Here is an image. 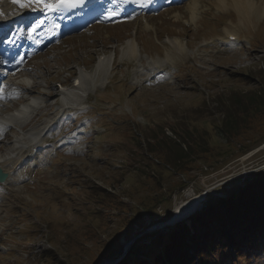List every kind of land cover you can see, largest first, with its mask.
I'll return each mask as SVG.
<instances>
[{
  "label": "rangeland",
  "instance_id": "obj_1",
  "mask_svg": "<svg viewBox=\"0 0 264 264\" xmlns=\"http://www.w3.org/2000/svg\"><path fill=\"white\" fill-rule=\"evenodd\" d=\"M192 1L197 2L196 8L188 14ZM217 2L190 0L131 23L95 26L61 38L32 59L25 69L28 77L19 82L36 83L51 95L59 91L61 105L71 109L51 105L45 112L52 113L25 131L15 125L7 129L13 120H5L19 117L22 109H27V119L33 117L43 103L39 93L29 94L27 105L15 112L8 111L10 102L0 111V129L9 130L12 138L10 143L7 138L0 143L1 158L13 155L14 151L6 153L7 144L14 148L24 142L28 147L37 134L42 137L36 147L40 149L30 148L16 171L8 162L15 183L0 185V264H98L101 260L93 262L100 257L98 250L108 246L112 251L120 249L103 263L118 264L131 251L136 261L152 264L148 245L158 244L156 236L177 224L189 228L190 238L205 242L195 245L181 238L176 253L177 258L182 255L180 264H264V232L257 230L256 218L247 220V228L249 224L251 230L257 228L255 236L243 237L228 248L225 232L217 240L191 226V216L209 202L227 198L264 169V110L245 108L241 124L248 129L239 128L236 141L246 144L238 143L223 155L229 138L219 124L234 107L233 94L241 97L264 88V16L259 17L257 9L250 16L233 14ZM178 14L182 18H176ZM226 33L238 35L230 48L217 41L215 47H202ZM134 38L142 57L132 58L127 43ZM160 66L165 67L151 70ZM148 71L154 78L146 79ZM164 78L168 80L162 82ZM45 80L53 92L43 89ZM56 97L50 100L57 101ZM233 110L236 115L241 107ZM56 121L49 133L64 131L59 140L45 134ZM197 135L199 150L209 149V154L188 162L185 176L160 175L162 169L172 171L162 159L179 144L197 149L192 141ZM250 138L255 139L246 140ZM162 194L168 197L161 198ZM159 198L153 211L133 225L135 215L146 210L140 203ZM189 200L195 201L194 209L170 222L176 215L174 207ZM230 224H224L223 231ZM111 234H118L113 244ZM126 258L135 264L133 258Z\"/></svg>",
  "mask_w": 264,
  "mask_h": 264
},
{
  "label": "trees",
  "instance_id": "obj_2",
  "mask_svg": "<svg viewBox=\"0 0 264 264\" xmlns=\"http://www.w3.org/2000/svg\"><path fill=\"white\" fill-rule=\"evenodd\" d=\"M264 82V81H263ZM258 91L257 94L254 92ZM233 104L234 108L241 107V111L235 115L234 110L230 108L227 112V115L224 116L219 124H220V130L226 134V136L229 138L227 140L226 146L227 150L225 152H222L221 155L226 154L228 151H233L231 147H236L238 143H241L245 140L237 142L236 139L240 136L239 134V128L248 129L247 127L242 126L241 121L244 119L243 117L246 115L247 111L245 108L248 106H255L256 110H264V88L259 90H253L249 94L245 95L246 102L242 103V97L237 94H233ZM249 109V108H248ZM255 111L253 110L252 113ZM256 113V112H255ZM252 115V114H251ZM228 134V135H227ZM264 136V134H262ZM261 135V136H262ZM260 136V137H261ZM255 138L246 139L249 142H252ZM201 138L200 136H196L192 141L195 144L196 150H193L190 146L188 148L183 147L181 144H179V147L176 149H172V152L168 155H166V159H162L164 161H167L170 165V168L172 171L169 170V172H165L163 169L160 170V175H174L175 173L186 175L187 172V164L188 162H191L194 160L195 156H199L201 154H209V149H203L199 150L201 147ZM229 146H228V145ZM244 144H242L243 146ZM153 152V151H151ZM181 181V180H180ZM180 183L178 184V186ZM185 185L184 182H181V188ZM176 186V184H175ZM172 192V191H170ZM161 195V198H166L168 196ZM155 199L153 202L151 200L144 201L140 203V206L146 207V210L148 212H152L156 207V202H159L160 199ZM264 170H261L257 172L254 176H252L250 179H248L242 187H238L237 190L233 193H230L229 196L225 199L219 198L218 201L209 202L206 207L202 208L199 213H197L194 216V220L192 221L191 226L195 229H201L202 235H210L212 237L216 236L217 240L222 239V234L225 232L224 240L226 241L225 248L232 247L233 245H238V242L241 241V239L244 237L246 240L250 237H254V231L257 229L259 232H264ZM134 214V213H133ZM135 215V214H134ZM256 218V221H258L260 224L256 225L257 228H253L251 230V226L249 224L247 228V221L248 219ZM137 220H135L136 222ZM209 222V224H208ZM231 223L224 231L225 228L224 224ZM241 223V225H240ZM255 223V222H254ZM181 225V226H180ZM177 227H175L172 231L167 233H161L159 236L157 235L155 241L158 244H152L148 245L150 250L148 251V254L151 255V258L154 260L156 264H165L163 261V257H165L169 264H180L182 260V255L177 258V252L180 249V245L182 243L181 238L190 239L195 245H204L205 242L202 243V241H199V237H191L190 238V230L185 225L177 224ZM220 226V230H217L215 228ZM213 229V231L208 230ZM251 230V231H247ZM165 234H168L166 237ZM113 235L112 238L109 237V243L113 244L118 240V234H111ZM168 238V241L166 240ZM244 239V240H245ZM244 240L241 242V244L244 242ZM175 244H172L174 243ZM164 244L163 251L160 252L159 245ZM219 244V242L215 243V245ZM118 245V244H116ZM118 249V248H117ZM112 251L111 247L108 246V250H106L104 247L100 248L98 250V255H100L99 258H96L93 260V262H99L102 260L103 257L108 256L109 254L113 253L115 250ZM142 249V248H141ZM106 250V251H105ZM198 249L192 250L193 252H196ZM131 251H129L125 258L120 262L119 264H130V261L126 258L129 256V258H133L131 256ZM237 252V251H236ZM145 252H142L144 254ZM188 254V251L186 252ZM134 263L135 264H148L147 262H144L145 260L136 261L135 258ZM196 262V261H195ZM92 264V263H91Z\"/></svg>",
  "mask_w": 264,
  "mask_h": 264
},
{
  "label": "bare ground",
  "instance_id": "obj_3",
  "mask_svg": "<svg viewBox=\"0 0 264 264\" xmlns=\"http://www.w3.org/2000/svg\"><path fill=\"white\" fill-rule=\"evenodd\" d=\"M218 1L219 2H217V3H220L224 8H228V11L229 10L232 11L233 14H237V15L240 14V15L246 16L245 13H247L250 16L257 9L259 11V17H263L264 16V0H218ZM228 1H230L232 3L230 6L227 4ZM191 3L192 4L189 3L187 5V8L189 10L188 14H191L195 10V8H196V5L195 4H197V2L192 1ZM234 4H236V5H234ZM10 16H13V15H10ZM175 17L178 18V19L179 18H182L181 15L179 16V14L176 15ZM176 18L174 19V21H175L174 23H176V21H177ZM74 36H76V35H73L70 38H72ZM237 36H238L237 34L226 33L222 37H219V38H216V39H212L210 45H211V47H215L214 41H217V43H218V42H220L221 40H224V39L225 40L223 41V45H228V44L231 45V43L233 41H236L237 40ZM70 38H68V39H70ZM173 41L176 42V43L179 42V41H177V39H173ZM205 44H207V43H203L202 47H204ZM127 45H129L132 48V50H133L132 51V58H135V56L136 57H142V54L140 53V43H137L136 38H134L133 41L128 42ZM130 52H131V50H129V52H127V54H129ZM176 54H179V52L176 51ZM95 55H97V54H95ZM187 61L188 62H191V59H189ZM150 72L151 71H148V73H150ZM150 76L151 75H149V77ZM45 81H46L45 84H47L48 81L47 80H45ZM15 85H17V86H15ZM12 87L14 88L15 91L19 90V88H20L25 93H29V94L34 93V92H37V93H39L43 97V103H42L40 109L37 111V113L35 115H33V117H29L31 119L28 122V124L25 123L27 121V118L25 116H21V118L15 120L14 125L15 126H18L22 130L27 129V127L34 126V124L40 122V120L44 116H47L49 113H52L51 111L45 112L47 110H51V107H52L51 105H53V107H54V106H60L62 104L60 102V100H59V97H58L60 95L59 92L54 91L51 87H47V85H45L43 87V89L49 91L48 88H50L52 90V92L54 91L53 92V95H51L50 93H48V94L47 93H43V90H39V88L36 86V83L34 84L33 82H31V83L20 82L18 84L13 83L11 86H9V88H12ZM45 90H44V92H45ZM54 95L57 96L56 97L57 98V101H56V99L50 100ZM45 97L47 99L46 101H45ZM20 100H22L23 102H27L29 99L27 97L21 96V99ZM52 102H54V103H52ZM56 102H57V104L54 105ZM80 104H82V103H79L78 102L77 105H80ZM61 107H65V106L64 105H61ZM1 108H2V106H1ZM65 109H71V108L70 107H67V108L65 107ZM59 118H60V116L57 117V119H59ZM45 124H46V122H43V123H39L37 126H43ZM55 124H57V121L56 122H53V123H51L49 125L47 132H50L51 131L50 128L53 127ZM44 130H46V129H43V131ZM35 138H37V137H35ZM32 139L34 140V138H32ZM33 140L30 139V142H32ZM7 141L9 143L12 141L11 136H8L7 137ZM34 141H35V143H34L33 147L32 146H29L28 149H26V150L23 149V148L26 147V143H24V142L23 143L21 142V145L20 146L14 147V148L12 146H9V144L6 145L8 147L6 153H8V151H10V152L11 151H14V152H13L12 157H10V158H5L4 159V158H1L0 157V169L3 172L7 173V175H8V178L6 179V181L5 182H2L3 184H6L7 183V184L13 185L15 183V180H16L17 177H12V175L13 176H16V174H14V172H12L11 170L7 169V165H9L8 162L9 161L12 162V163H10L11 165H13L12 166V169H13V171L14 170L16 171L18 169V166H19L18 165L19 161L23 157L26 156V152H28V150H30V148L36 147L35 145H37V146L39 145L40 142H38L37 140H34ZM36 149H38V148H36ZM1 152H3V151H1ZM9 179H11V180L9 181ZM194 204H195V201L189 200L187 202V204H185V205H183V204L176 205L174 207V213L176 215L174 216V218L170 222L176 221V218H179L180 216H182L184 213H186V211L188 212V211H191L192 209H194Z\"/></svg>",
  "mask_w": 264,
  "mask_h": 264
},
{
  "label": "snow or ice",
  "instance_id": "obj_4",
  "mask_svg": "<svg viewBox=\"0 0 264 264\" xmlns=\"http://www.w3.org/2000/svg\"><path fill=\"white\" fill-rule=\"evenodd\" d=\"M12 3L18 5L20 8H26L29 7L31 0H28V2H24V0H12ZM35 3L42 4L43 8L47 9L48 11H54L59 7V2L53 3L45 2V0H35ZM0 15H2V13H0Z\"/></svg>",
  "mask_w": 264,
  "mask_h": 264
},
{
  "label": "water",
  "instance_id": "obj_5",
  "mask_svg": "<svg viewBox=\"0 0 264 264\" xmlns=\"http://www.w3.org/2000/svg\"><path fill=\"white\" fill-rule=\"evenodd\" d=\"M4 178H5V175L2 174L1 171H0V181H3ZM200 198H201V197H200ZM108 257H109V256H107L106 258H103V259L101 260V262H99V263L106 264V262L103 263V261H104L105 259H107ZM95 263H96V262H95Z\"/></svg>",
  "mask_w": 264,
  "mask_h": 264
}]
</instances>
